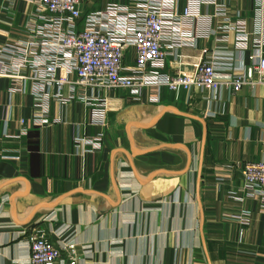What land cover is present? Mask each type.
Wrapping results in <instances>:
<instances>
[{
    "label": "crops",
    "instance_id": "1",
    "mask_svg": "<svg viewBox=\"0 0 264 264\" xmlns=\"http://www.w3.org/2000/svg\"><path fill=\"white\" fill-rule=\"evenodd\" d=\"M138 2L80 0L74 29L94 18L121 38ZM158 3L175 16L163 78L198 62L244 75L256 40L264 57V0ZM35 11L30 0H0V264L28 263L33 226L73 246L75 264H264V196H247L239 172L264 162V84L236 93L143 88L136 97L94 90L83 101L33 79L39 51L15 67L32 29L50 24ZM134 58L127 49L124 75ZM98 137V150L77 143ZM61 261L69 264L67 250Z\"/></svg>",
    "mask_w": 264,
    "mask_h": 264
},
{
    "label": "built area",
    "instance_id": "2",
    "mask_svg": "<svg viewBox=\"0 0 264 264\" xmlns=\"http://www.w3.org/2000/svg\"><path fill=\"white\" fill-rule=\"evenodd\" d=\"M30 1L35 6L36 20L50 24L41 28L34 25L37 29H32V35L26 40L25 49L21 50L15 67L26 66L31 57L29 54L39 51L40 63L33 79L53 85L59 91L68 86L74 96H80L83 101L88 99L86 93L94 90H125L136 97L143 88L164 87L171 92L191 89L216 92L225 88L236 93L244 86L264 84V57L258 53L262 47L259 40L255 41L258 51L253 63L246 68L244 75H219L212 64L198 62L186 72L163 78L160 75L165 60L163 42L168 34V21L172 22L175 16L163 12L158 0H145L143 6L140 0H136L139 7L137 4L136 12L127 16L129 22H135L127 26L124 32L127 36L121 38H115L98 27L94 18H91L87 28L75 30V23L81 19L80 0ZM183 16H191L188 9L184 10ZM65 20L72 25V29L62 28ZM129 48L134 50L135 64L130 69L131 73L124 75L126 68L123 67V60ZM13 79L18 80L16 77ZM24 79L21 77L23 85L26 84ZM98 108L104 112L105 106L99 103L95 110ZM77 143L85 152L94 151L99 149L101 138H85ZM239 172L242 189L247 196H264V162H245L239 166ZM28 241L30 254L27 264H63L61 256L66 250L70 255L69 264H75V259L71 257L74 256L73 246L59 248L48 240L46 232L37 227L30 229Z\"/></svg>",
    "mask_w": 264,
    "mask_h": 264
}]
</instances>
